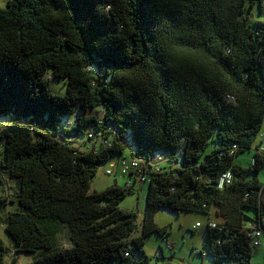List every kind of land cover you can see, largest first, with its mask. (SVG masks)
<instances>
[{"label":"trees","instance_id":"obj_1","mask_svg":"<svg viewBox=\"0 0 264 264\" xmlns=\"http://www.w3.org/2000/svg\"><path fill=\"white\" fill-rule=\"evenodd\" d=\"M256 4L263 10L264 0H7L0 8V187L5 175L16 183L0 204L15 205L5 229L18 253L34 255L29 264H148V236L163 234L172 247L155 221L160 209L214 213L199 252L211 264H251L253 227L264 239ZM53 78L64 80V94L52 91ZM246 153L244 167L236 158ZM116 158L119 167L138 160L140 173L92 192L100 166ZM227 171L233 180L221 189ZM138 181L148 184L142 230L128 241L137 215L120 203ZM8 252L0 237V264Z\"/></svg>","mask_w":264,"mask_h":264},{"label":"rangeland","instance_id":"obj_2","mask_svg":"<svg viewBox=\"0 0 264 264\" xmlns=\"http://www.w3.org/2000/svg\"><path fill=\"white\" fill-rule=\"evenodd\" d=\"M6 2L7 0H0V8L4 7ZM252 14L256 21L264 22V8L261 10L259 5L256 4L252 8ZM51 88L56 94H64L66 91L65 82L61 79H51ZM2 124L3 121L0 122V126ZM257 143H259V137L255 141V144ZM249 159L250 154L246 153L236 158V162L245 167L249 164ZM117 161L118 158L100 166L96 177L91 183L92 192L103 191L115 183L125 186L128 181H131L129 176L121 175ZM107 169L116 171V174L108 175L106 173ZM15 187V181L5 175V184L2 188L0 187V198L7 194L11 198L15 193ZM132 188L134 189V193L123 199L120 203L123 210L134 211L137 215V229L128 238V241L141 234L148 184L139 181L133 182ZM14 209V204L9 203L7 206L0 204V237L9 250L5 257V264H29L33 260L34 255L18 253L5 229L8 212ZM216 220L218 219L214 213L208 216L192 212L176 213L168 209L158 210L155 221L158 226L167 229L166 237L172 247L169 248L167 243L163 241V234L161 236L153 233L148 236L144 244V251L149 257L148 264H211L210 257L199 251L206 249L205 246L208 244V224L210 221ZM197 222L200 224L198 227L195 226ZM67 243L66 233L62 231L58 244L66 247ZM252 254L251 264H264V239L260 247L253 248ZM136 259L141 260V257L137 255Z\"/></svg>","mask_w":264,"mask_h":264},{"label":"built area","instance_id":"obj_3","mask_svg":"<svg viewBox=\"0 0 264 264\" xmlns=\"http://www.w3.org/2000/svg\"><path fill=\"white\" fill-rule=\"evenodd\" d=\"M120 170H121V174H128L135 171L140 173L139 161L138 160L128 161L126 159H123L120 163ZM107 173L111 174L113 173V171L109 169L107 170ZM138 177L140 178V181L144 182L145 174H139ZM232 180H233L232 173L229 171L224 172L219 177L218 187L222 189L226 184H230ZM198 226H200L199 223L196 224V227ZM262 236H263V230L261 228L253 227L252 243L254 247L258 248L263 244Z\"/></svg>","mask_w":264,"mask_h":264},{"label":"crops","instance_id":"obj_4","mask_svg":"<svg viewBox=\"0 0 264 264\" xmlns=\"http://www.w3.org/2000/svg\"><path fill=\"white\" fill-rule=\"evenodd\" d=\"M197 223H198V222H197ZM197 223H196V224H197ZM195 226H196V225H195Z\"/></svg>","mask_w":264,"mask_h":264}]
</instances>
